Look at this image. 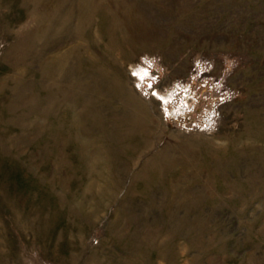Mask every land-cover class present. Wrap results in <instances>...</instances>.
<instances>
[{
    "label": "rangeland",
    "instance_id": "obj_1",
    "mask_svg": "<svg viewBox=\"0 0 264 264\" xmlns=\"http://www.w3.org/2000/svg\"><path fill=\"white\" fill-rule=\"evenodd\" d=\"M0 264H264V0H0Z\"/></svg>",
    "mask_w": 264,
    "mask_h": 264
}]
</instances>
